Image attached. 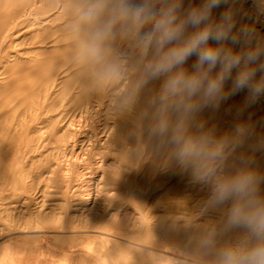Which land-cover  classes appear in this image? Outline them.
I'll return each instance as SVG.
<instances>
[{
  "label": "rangeland",
  "instance_id": "obj_1",
  "mask_svg": "<svg viewBox=\"0 0 264 264\" xmlns=\"http://www.w3.org/2000/svg\"><path fill=\"white\" fill-rule=\"evenodd\" d=\"M76 1L0 0V264L41 263L56 247L82 250L99 264H217L219 249L244 233L226 228L231 201L209 205L213 182L251 168L248 157L264 141V97L248 103L245 89L203 107L186 123L200 154L181 161L170 139L178 116L154 103L164 77L144 80L138 49L119 78L107 71L111 41L131 38L136 47L135 26H114L104 62L85 59L84 32L77 36L64 19ZM239 2L233 33L250 28L251 44L264 47V9ZM241 46L242 39L234 45ZM74 62L65 82L51 87ZM165 115L170 136L162 138L155 129ZM233 141L224 165L208 166ZM212 167V180L198 179Z\"/></svg>",
  "mask_w": 264,
  "mask_h": 264
},
{
  "label": "clouds",
  "instance_id": "obj_2",
  "mask_svg": "<svg viewBox=\"0 0 264 264\" xmlns=\"http://www.w3.org/2000/svg\"><path fill=\"white\" fill-rule=\"evenodd\" d=\"M227 3L203 0L198 6L184 9V0H89L74 29L77 36L84 32L81 56L104 62L114 26L120 21L135 26L137 47L145 56L151 53L143 67L144 80L164 77L154 103L159 102L165 113L172 111L178 116L170 139L178 146L181 161L200 154L198 143L186 135V123L203 107L218 105L226 95L245 89L248 103L264 97V47L250 46L253 30L245 28L233 34L231 8L221 14L219 23H213V9ZM256 3L264 9V0ZM241 39L244 47L237 49L234 45ZM229 40L232 46H225ZM192 56L196 60L188 70L185 65ZM119 60L117 54L106 66L114 76L120 75ZM218 65L219 70L214 72ZM234 69L238 71L233 77ZM229 80L231 86L226 92ZM168 127L165 115L155 131L163 135ZM214 176L215 170L210 169L198 179L207 181ZM259 182L260 177L251 170L214 180L209 205L231 201L226 228H240L244 233L236 244L219 249L217 264H264V197L259 195Z\"/></svg>",
  "mask_w": 264,
  "mask_h": 264
},
{
  "label": "bare ground",
  "instance_id": "obj_3",
  "mask_svg": "<svg viewBox=\"0 0 264 264\" xmlns=\"http://www.w3.org/2000/svg\"><path fill=\"white\" fill-rule=\"evenodd\" d=\"M89 3V0H77L76 1V8L74 9V7L72 8V10L70 12H68L67 14L64 12L65 10V4L63 3L62 5V14L61 16L64 14V19L69 23L71 22L72 24H76L77 21H78V18H79V15L82 11V9L84 7L87 6V4ZM238 3L239 0H228V3L227 4H222L220 7L216 8L215 12L212 13V16H213V23H219L220 22V16L221 14L224 12V8H226V6H229L232 8V11H233V16H234V21H235V26L238 25V22H240L241 18H240V14L237 12L236 10V6H238ZM253 3V2H252ZM254 4V3H253ZM57 16L54 18L56 19ZM25 20V19H24ZM67 23V24H68ZM147 27V26H146ZM146 30V29H145ZM136 31V29L134 30ZM233 34H237L236 33H233ZM129 35H132V34H129ZM134 38H135V35L133 34L132 35ZM136 40V38H135ZM213 41H210V43H212ZM116 40H112L111 41V44H110V48L108 49V59L110 60V62H112L117 54H119L120 56V60H119V65H120V74H124L126 72V68H127V63H126V57H128L129 54H133L135 50L138 49V51H140V49L136 46L135 47V43H133V40H131V38H127L126 39V42L123 43V44H117L116 46ZM250 46H257L256 45V41L255 43L251 44ZM242 48V46H241ZM141 52V51H140ZM136 57V56H134ZM139 57V59L141 58H145V60L147 61V56H144L142 53L140 56H137ZM195 56H192V57H189L190 58H194ZM188 59V60H189ZM76 66V63L74 62V64H67L65 63L64 64V68L60 69L57 74H56V79H54L52 82H51V87H55L61 83H64L65 80H66V77L73 73V71H75L74 67ZM193 66V64H192ZM192 66L188 64V62H186V65L185 67L188 69V70H191L192 69ZM52 75V74H51ZM120 76L118 75V78ZM159 97V94L157 95V98ZM244 100V99H243ZM92 110H90L88 107H87V110L86 112H91ZM264 119V117H263ZM264 120L260 121L259 123L262 124ZM75 123V122H74ZM71 124H73V122H71L70 124H66L65 125V128L67 129V131H71ZM219 126V125H217ZM170 134H165V135H162L161 137L162 138H167L169 137ZM236 145L235 142L233 141L231 144H229L225 150L223 152H220L219 155H216V156H213V157H210L209 158V161L210 163L208 164V166H222L224 165V152L226 151H230L232 149V147ZM231 146V147H230ZM212 146H205V149H207L209 152L211 150ZM259 151L251 154L249 157H248V163H250L252 166H251V171H254L256 172L257 171V175H261V178H260V182L264 181V169L260 170L259 168H261L262 166H264V141L260 143L259 147L257 148ZM214 167H212L213 169ZM249 168V167H247ZM249 169V170H250ZM204 174H206L205 172H201ZM260 182H259V185H260ZM76 246H80L82 247V244H76Z\"/></svg>",
  "mask_w": 264,
  "mask_h": 264
},
{
  "label": "crops",
  "instance_id": "obj_4",
  "mask_svg": "<svg viewBox=\"0 0 264 264\" xmlns=\"http://www.w3.org/2000/svg\"><path fill=\"white\" fill-rule=\"evenodd\" d=\"M21 249L18 248V251H21ZM49 252H50L48 253L49 258L45 259L41 263L37 262L34 259H18L17 263H16V260H13L11 264H99V261L94 260L93 258H91V260L84 259L83 258L84 254L82 250L76 249L75 251L68 252L66 249L60 250L59 248L56 247L53 250V252L52 251H49Z\"/></svg>",
  "mask_w": 264,
  "mask_h": 264
}]
</instances>
